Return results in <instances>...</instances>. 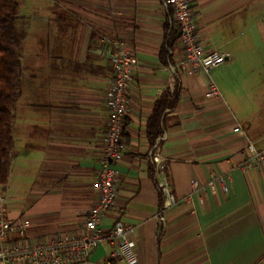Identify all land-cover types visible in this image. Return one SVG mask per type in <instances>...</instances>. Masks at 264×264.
<instances>
[{
  "label": "crops",
  "instance_id": "0c3cea01",
  "mask_svg": "<svg viewBox=\"0 0 264 264\" xmlns=\"http://www.w3.org/2000/svg\"><path fill=\"white\" fill-rule=\"evenodd\" d=\"M16 1L25 38L11 173L0 193L12 218L29 223V238L81 232L98 202L114 82L102 51L114 37L139 66L118 196L101 222L106 239L85 264H126L111 259L118 222L135 229L136 264H264V163L241 170L250 144L264 150V0H191L204 47L226 56L213 75L197 76L172 71L184 54L179 39L166 51L167 27L178 30L160 0ZM211 81L220 98L206 97ZM162 136L178 205L159 216L164 196L150 151ZM214 175L226 178L227 192L219 186L188 202L192 183Z\"/></svg>",
  "mask_w": 264,
  "mask_h": 264
},
{
  "label": "built area",
  "instance_id": "2783aa9c",
  "mask_svg": "<svg viewBox=\"0 0 264 264\" xmlns=\"http://www.w3.org/2000/svg\"><path fill=\"white\" fill-rule=\"evenodd\" d=\"M160 2L172 11L179 34V45L184 54L183 60L172 67L174 73L181 71L188 76L209 75L211 71L225 63L224 54L204 47L194 20L191 0H160ZM104 43L105 48L102 53L110 62L114 82L109 103L105 148L95 183L98 202L87 213L85 227L81 232L34 240L28 236L29 223L23 218H12L8 197L0 194V264H85L92 250L106 239L101 222L115 206L118 196L117 164L126 149L123 136L128 113V96L139 61L124 41L106 37ZM220 96L217 85L212 81L209 82L206 97L214 99ZM234 132L245 135L240 127H236ZM165 141L166 136L159 137L150 151L152 164L156 167V181L164 196L159 216H163L178 205L174 188L166 175L167 164L160 154V147ZM248 150L249 157L241 167L243 172H248L264 163V150H259L254 144H250ZM192 184L194 191L187 198L188 202H192L196 194L200 195L202 201L201 194L206 193L207 190L214 195L217 194L219 186L225 192L228 190L224 176L214 175L204 186L196 181ZM165 224L163 220L162 225ZM134 233V228H126L121 222L115 224L109 235L115 246L111 259L126 264L138 262V253L133 242Z\"/></svg>",
  "mask_w": 264,
  "mask_h": 264
},
{
  "label": "trees",
  "instance_id": "16d2710c",
  "mask_svg": "<svg viewBox=\"0 0 264 264\" xmlns=\"http://www.w3.org/2000/svg\"><path fill=\"white\" fill-rule=\"evenodd\" d=\"M18 20L17 1L0 0V187L2 188L9 182L15 147L14 110L20 89L21 46L25 38V34L18 28ZM166 30V51L169 52L178 41L179 34L170 27Z\"/></svg>",
  "mask_w": 264,
  "mask_h": 264
},
{
  "label": "rangeland",
  "instance_id": "374dc122",
  "mask_svg": "<svg viewBox=\"0 0 264 264\" xmlns=\"http://www.w3.org/2000/svg\"><path fill=\"white\" fill-rule=\"evenodd\" d=\"M214 73H215V72H211L212 75H213ZM211 74H210V75H211ZM0 194H2V193H0Z\"/></svg>",
  "mask_w": 264,
  "mask_h": 264
}]
</instances>
